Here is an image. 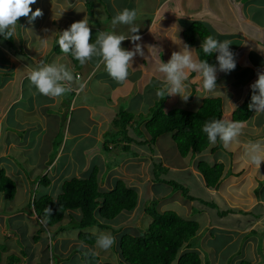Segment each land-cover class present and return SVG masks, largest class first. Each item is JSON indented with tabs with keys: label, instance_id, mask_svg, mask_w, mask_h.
I'll return each mask as SVG.
<instances>
[{
	"label": "crops",
	"instance_id": "obj_1",
	"mask_svg": "<svg viewBox=\"0 0 264 264\" xmlns=\"http://www.w3.org/2000/svg\"><path fill=\"white\" fill-rule=\"evenodd\" d=\"M86 1L87 0H36V3L31 5L32 10L35 11L36 8L42 10V5H45L50 9L47 10V14H49L48 17H38L31 23L25 17L19 19L17 24L19 28L16 26L14 36L16 51H9L4 41L0 39V49L5 52L4 54L2 52L3 57L8 59L4 67H7L10 63V69L6 70L4 67V69H1V73L4 75L5 80H1L0 82V158H2V161L0 159V168L12 179L17 178L14 174L23 171V168H14L9 171L12 166H6L4 158L9 155V152L13 149L20 151L19 154H15V156L22 154V150L24 149H21V147L17 148L12 137L3 143V132L6 126L5 122L7 121V117L11 114L18 120L17 123L20 133H22V135L25 134L26 138L29 137L28 132L33 133L37 141L36 144H39V146L45 144L47 146L49 144L52 145L51 142L49 144L47 142H49L50 138H56L57 134L53 132L54 127H50V122H54V124L57 123L58 128L61 129L59 114H62V128H64V132L63 137L58 143L61 147V145H66L69 139H72L73 147L79 154L83 153L82 150L86 151L85 158H87V160L81 161L77 166L79 167V171L87 176L89 172L85 170L90 160L97 156L100 157V148H103V142L107 140V137H105V139L103 138L104 133L106 131V133H108L109 129L116 128L117 131L115 135L117 136L120 129L121 131L124 130L114 124L119 110L125 109L124 105L127 104L130 107L133 100H139V105L130 109L132 111L131 113L135 114V117L128 123L126 126L127 129H125L128 132L127 134L133 137H136L134 133L135 127H139L145 137H150L145 129V123L141 122L138 124V115L140 113L144 115L147 114L150 108L158 101H163L165 111L177 107L196 110L201 105L203 98L220 97L222 100L223 119L233 121L231 118L232 112L244 101L248 94L252 93L250 85L258 78L257 73L264 72V45L262 43L264 35V0H132L130 6L133 5L132 8L136 9L138 13V19L135 23L140 27L139 35L141 36V40L137 43L141 44L144 56L137 54L134 57L132 64L133 68L129 69V76L122 84H118L109 76L104 65L101 64L97 67L96 58L81 66L79 69H76L66 54H56L51 51L53 44L58 40L56 39L58 34H53L52 30L59 26V28L62 27L64 31L68 28V25L70 27L75 19L79 21L85 16L89 20L91 35L95 40L98 31L128 34V26L121 24L113 26L111 24V20L116 11L123 9H120V7L115 9L110 3L112 10L109 11L107 7L110 13L107 20H109L110 23L106 20L103 24L101 23L100 15L96 13V9L94 8L92 10V8L85 3ZM148 1L153 2L152 6L148 4ZM79 3H81L83 9L80 14L78 13ZM140 4L143 6H140ZM146 6H149V8H146ZM205 12H208L210 15V17L206 16L208 22L202 18V14H205ZM43 17L44 20L42 21ZM194 19H197L195 21L203 22L216 39L221 41L230 40L232 42L230 49L236 54V68L229 73L217 72V88L214 92L205 93L202 89L200 77L196 73H190L186 81V88L192 95L188 98L187 102L183 101L179 95L166 96L164 99L160 100L156 95V91L162 86L163 76L156 71V67L160 59L167 62L174 51H180L181 47L187 44L183 37V31L192 22H195L192 21ZM97 21H99V23H97ZM42 38L47 39L46 46L41 45L40 41ZM121 47L131 50L134 44L131 40L126 39L122 42ZM189 47L194 50V55L198 57L196 45ZM216 55L217 53H215V60ZM41 61L48 64L53 62L65 64L75 77L72 84L73 91L63 98L57 99H51L37 93L35 87L30 85L28 73L33 68L37 67ZM150 64L152 68L149 66ZM195 74L196 76L194 77ZM78 77L83 78L82 81L87 82L86 87L82 91L79 89L76 81ZM100 88H102V91L104 90L107 104H110L111 110L103 109L100 103L95 102L98 99L97 97L102 93V91H99ZM85 94H87L88 98L83 97ZM26 97L30 98L29 107H23L22 105V100ZM92 98L95 100L89 101V99ZM65 105L68 107L69 111L67 115L63 114L65 109L67 110ZM76 109H87L89 120L86 121L77 116L78 118L76 120H79L78 124L72 128L70 126V116L68 115H70V111ZM241 123H243L245 127L238 141L234 142L235 148H231L230 145L228 148L222 147L221 150L218 149L213 152L211 151V147L216 144H211L209 147L210 150L207 148L202 151L205 152L209 150L210 154H219L217 153V151H219L221 155L223 153L227 155V159L224 161L216 158L217 161L215 162L223 163L224 173L221 177L219 186L214 189L206 186L204 177L197 170V163L203 160L200 156L202 152L195 154V156H197L192 165L177 166L170 161L173 155L167 159L163 157L165 150L172 147V145L177 149L174 140H172V136L170 134H165L167 138L163 139L162 136L164 135H161L155 141V144L160 147L162 146L163 150L156 152L154 156L161 160L163 166L171 171H188L195 182L199 185L201 184L208 194L216 197L217 201L222 206V209L220 208L217 210V215L219 211H223L221 217L229 214L235 215L236 217H240L241 214L253 215V217L251 216L253 222L251 221L248 228L246 226L240 227L242 230H234V225L230 228L231 226L228 224L217 219L213 221L210 217H208V223L204 225L205 229L204 226H201L199 223L200 227L194 241H198L200 238L204 242L201 247L202 253H199V255L201 258L203 256L206 258L208 257V264L211 262L212 264H219L214 254L218 251L217 244L213 243L209 245L208 242L212 241L216 235H222V231L229 232V235L233 236L230 240L225 238V243L238 239L240 235H243L242 241H245L244 246L250 245L252 249L253 244L257 243L261 257H258V263H254L252 260L250 261L254 264H264V161L261 162L260 168L258 169L256 166L250 164L245 155V148L249 143L259 142L264 145V114L257 115L252 111L250 117L245 121H241ZM49 131H51V133H49ZM123 136V133H121L117 137L119 141H115V143L117 142L120 146L129 143L131 146L139 149V152H137L139 155L136 157L140 159L139 163L144 173V175H140L139 178H134L136 177L135 172H126L124 169V176L127 175L129 177L131 184L140 181L154 182L155 180L149 175V170L147 169L149 164L148 158H151L149 152L137 146L135 143L128 142ZM82 141H88V143L81 144ZM53 144L55 145L54 140ZM54 145H52V147H54ZM110 145L112 146V144L109 143L108 146ZM79 146L82 150L79 149ZM61 148L53 154V148H50L49 151L46 150V154L49 155V158H45L47 167H45V170L42 171L41 174L46 171L43 175H46L50 180L48 186L52 184V179L56 178L59 171H61L65 165L64 163L62 167L57 168L54 171L55 175H51L53 163L64 153ZM235 150L236 154H234ZM68 154L70 155V152H68ZM21 159L26 160L25 157ZM86 162H88L87 165ZM2 163L5 164V167H3ZM101 165L105 166V164ZM68 167L70 171H73L71 162H68ZM79 171H75L71 174L72 176H69L85 177L81 175ZM34 177L35 175L29 177V182H31ZM62 177L63 174L61 175V178ZM66 179H63V181ZM176 193L168 198H161L164 200H158L159 204L171 200L177 205V212L188 219L192 218L195 220L194 215H200L202 212L205 216L207 215V210L204 208L207 209L210 207L207 203L209 201L200 200L204 208L195 209L193 202L196 198L193 195L189 194L193 198L192 200L185 197L183 194L179 196ZM211 203L213 202L211 201ZM164 204H166V202ZM30 215L29 217H31ZM13 216H16V213L5 212L0 208V221H4V224L7 219ZM140 221L142 222V227L147 226L148 219L145 214L139 215L133 223L128 222V224L137 226ZM232 232H236V235L230 234ZM174 263L176 264V262Z\"/></svg>",
	"mask_w": 264,
	"mask_h": 264
},
{
	"label": "rangeland",
	"instance_id": "obj_2",
	"mask_svg": "<svg viewBox=\"0 0 264 264\" xmlns=\"http://www.w3.org/2000/svg\"><path fill=\"white\" fill-rule=\"evenodd\" d=\"M110 3L112 4V6L115 5L114 7L115 9L117 7H120V9H124V8L133 9L132 8L133 5L130 6V3L132 4V0H90V2L87 5L91 7L92 10L94 8L96 9V13L99 14L101 17V23L104 24L110 16L109 11L112 10ZM148 4L152 6L153 2L148 1ZM140 6L143 5L140 4ZM107 7L109 11L107 10ZM78 8H79L78 13L79 14L82 13L83 9L81 3L78 4ZM146 8H149V6H146ZM47 10L50 9H48L45 5H42V12H43L42 16L48 17L49 14H47ZM202 16L204 20H206V16L210 17L208 12H205V14H202ZM43 20L44 17L42 21ZM195 20L197 19H194L192 21ZM75 21H78V19H75ZM107 22L110 23L109 20H107ZM97 23H99V21H97ZM17 28H19V26H17ZM62 29H63L62 27L59 28V26H57L52 30L53 34H58L56 39L59 38L60 33L63 31ZM262 40H263L262 43L264 45V35ZM2 52L3 54L5 53L3 50L0 49V82L1 80H5L4 75L1 73V69L4 67V64H7L8 62V59L3 57ZM149 66L152 68L151 64ZM4 68L6 70L10 69V63L8 64L7 67ZM195 76L196 74L194 75V77ZM82 80L83 78H79V77L76 79L77 83ZM99 91L101 92L102 88H100ZM101 94L99 97H97L98 99L95 102L100 103L103 109L111 110L110 104H107L106 94L104 90L102 91ZM83 97L88 98L87 94H85V96ZM91 100H95V99L94 98L89 99V101ZM29 104H30V98L26 97L22 100L23 107H29ZM66 105L65 108L67 107ZM138 105H139V100L135 99L133 100L132 105L130 107L127 104L124 105V107L125 109L132 112L130 109L135 108ZM68 112L69 111L67 107V110L65 109L63 114L67 115ZM68 116H70L69 120H70V126L72 128H74L78 124L79 120H76L78 117L83 118L86 121L89 120L87 109L84 110L76 109L74 111H70V115ZM62 117L63 115L59 114L61 129L58 128L57 123L54 124V122H50V127L51 128L54 127V130L53 129L52 130L55 134H57V137L50 138L49 142L47 143L49 144L51 142L52 145H54L53 144V140H54L55 141L54 147H52L51 144H49L48 146L46 144L39 146V144H36L37 141L34 138L33 133L30 132H28L29 137L26 138L25 134L22 135V133H20V130L18 129L17 118L13 117L12 114L7 117V121L5 122L6 126L3 132L4 135L3 143L7 141L9 138L11 139L12 137L17 148L21 147V149L24 150H22V154L15 156V154H19L20 151L13 149L9 152V155H7L4 158L6 162V166L8 167L12 166L9 171L13 170L14 168H23V171L19 172L18 174H14L15 177L17 178H13V180L15 181L16 187L18 189L16 188V193L14 195L13 200L9 201L4 199L3 194L0 192V201H1L0 208H2L3 211L5 212L16 213V216L7 219L5 224L4 221L2 220L0 221V245L2 243L6 244V250L2 252V260L0 264H8L7 256L10 254H15L16 256L20 257V260L13 264H70V260L73 258L75 259L76 264H101L104 261H111L113 263L119 264L118 248L116 245L121 233L130 232L133 233L134 235H138L142 233L143 230L145 229V227H142L141 221L139 224H137V226L134 224L129 225L128 222L133 223L140 214H144L143 206L147 203H150L154 199L161 201L164 200L161 198L163 197L168 198L169 196H172L176 192H177L176 194L182 196L183 192H181L180 190H175L172 186L162 183L160 181H154L152 183L150 181H140L135 183L133 182V184H131V182L129 181V177L127 175L124 176L123 173L124 169L126 170V172L128 171L135 172L136 177L134 178H139L140 175H144V173L141 170L142 167L140 166L139 163L140 159L136 157V155L139 154L136 153V155H134L135 152H139L138 148L131 146L130 150L128 149L129 151L128 150L124 151L121 148H117L116 150L114 149L106 150L100 148L101 149L100 157L97 156L96 158H92L89 162L88 167L85 170L89 172L93 165H98L99 170L101 172L99 174V182H100L99 189L101 191H109L114 185L116 179H122L127 182V185L130 184L132 187H134L136 189V192L138 193V204L134 210L123 211L115 219L111 221H106V224L109 226L107 228L106 227L99 229H97V227L90 228V231L96 234H99L100 232L111 233L116 239L115 245L108 251H103V250L95 249L94 248L95 244L94 245L83 244L77 239V230L72 227V224L70 223L69 215H65V217L54 226L52 227L47 226L44 223V221L41 218L37 217L36 214L33 212V207L29 206L31 200L34 197L40 196L42 194H49L52 196L57 195V193L61 189V183L63 179L69 178L72 176L71 175L72 173H74L75 171H79V167L77 166V164L83 160L84 161L87 160V158H85L86 151L82 150V148L79 146V149H81L83 152L79 154L78 151L73 147L72 139H69L66 145L63 146L61 145L62 148L60 147L58 142L63 137V132H64V128H62L63 126ZM116 131H117L116 128L109 129L108 133H106L107 131L104 133L103 138L105 139V137H107L110 139V141L114 140L115 142L118 139L117 137L122 133V131H120L116 136L115 135ZM49 133H51V131H49ZM112 133L115 136H111ZM162 138L163 139L167 138V135L162 136ZM83 143L87 144L88 141H82L81 144ZM235 147L236 146L234 143L231 144V148H235ZM50 148H53L52 154L55 153V151L56 152L59 151L60 148L62 149V151H64V153L60 155L61 157L57 158V160H55V162L53 163L52 165L53 168L51 169V175H55L54 171L57 168L62 167L64 163L65 165L63 166V169L59 171L56 178L52 179V184L50 186L44 187L42 185H39L38 181L39 178H41L42 175L45 174L46 172L45 171L43 174H41V172L45 170V167H47V164H45L46 162L45 158H49V155L46 154V150L49 151ZM143 148L146 151H148L150 156L152 157V158H148L149 164L147 169L149 170V175L151 177H154L155 172H153V168L152 165L150 166V162L152 161V164L153 162L154 163L158 162L154 154L156 152L163 150V148L162 146L160 147L159 145L156 144H154V147L151 148L149 147V144L148 146H142V149ZM208 149L210 150V148ZM221 149L222 148H220V150ZM209 150L202 152L200 155L203 161H206L209 165L217 161L216 158H219L222 161L227 159V155L225 153L221 155L220 152L217 151V153L219 154H210ZM68 152H70V155L68 154ZM164 153L165 154L163 157H165L166 159L173 155L172 158H170V161H172V163L176 164L177 166L192 165V163L194 162L197 156V155L193 156V154H188L185 157L180 156L177 149L174 148L173 145L172 147L167 148ZM234 154H236V150L234 151ZM22 157L23 158L25 157L26 160L21 159ZM0 159L2 161V158ZM68 162H71L73 171H70L68 167ZM87 164L88 162H86V165ZM101 164H105L106 166H108V170H106L105 173L102 172L100 169L102 168L103 170V165ZM2 165L3 167H5L4 163H2ZM80 173L81 175L85 176L83 172ZM62 174L63 177L61 178ZM33 175H35V177L32 179L31 182H29V177ZM157 175L159 176L160 179L163 178L168 180L169 179L174 180L180 183L181 185L185 186L187 192L186 194L193 195L196 198V200L193 202L195 209L204 208L202 207L203 204L201 203L202 200L209 201L207 203L210 205V207L204 204L205 206L209 207L207 209L204 208L205 210H207L206 216L203 214V212L200 215L198 214L194 215V219L199 221L201 226H204L206 223H208L209 220L208 217H210L213 221L217 219L223 223H226L229 226H231L230 228H232V225H234L235 226L233 227L234 230L235 229L242 230V228L240 227H245V226L248 228V225L251 223V221L253 222V220H251L252 219L251 216L253 217V215L250 216V215L241 214L240 217H236L235 215H231V214L223 217L217 215L216 213L217 210L220 208L222 209V206L217 201L215 196L208 194V192L204 189V187H202L201 184L199 185L197 182H195V180L188 173V171L168 170L166 173H164L157 170ZM211 201L213 202L212 204ZM165 202L166 204H164ZM157 207L161 211L163 210H174L176 212L178 211L177 205L171 200L164 201L161 204H159L158 202ZM29 215L31 217H29ZM59 226H62L63 229L62 230L58 229ZM121 227H126V228H124L125 230L122 229V231L113 234V231L115 232L119 231ZM222 232H223L222 235H216L212 239V241L208 242L209 245L213 243L217 244L218 251H216V253L214 254H215V259L219 261V264H239V262L243 259L252 260L254 263H258V257H261V253L258 250L259 248L257 243L253 244L254 247L252 246V249L250 245L244 246L245 241H242L243 235H240V237L236 240L229 242L227 241V243H225L226 242L225 238L230 240L231 238H233V236L229 235V232L226 231H222ZM230 234L236 235V232H232ZM35 235L38 236L37 241L34 239ZM193 243H194V247L192 248L195 249L198 253H202L201 247L203 246L204 242L199 238L198 241H194ZM89 249H94L95 251L98 252V256H99L98 261L92 263V260L85 256L86 251ZM22 253L25 256H23ZM208 261H209L208 257L207 258L204 256L202 257L203 264H208ZM172 264L175 263L173 262ZM209 264H212V262Z\"/></svg>",
	"mask_w": 264,
	"mask_h": 264
},
{
	"label": "trees",
	"instance_id": "obj_3",
	"mask_svg": "<svg viewBox=\"0 0 264 264\" xmlns=\"http://www.w3.org/2000/svg\"><path fill=\"white\" fill-rule=\"evenodd\" d=\"M85 3L88 4L89 0ZM209 35L213 36L212 32L203 22L199 21L192 22L183 31L185 42L189 46L196 45L199 59H208L209 63L217 64L215 53L210 57H205L200 49L203 39ZM0 39L4 41L9 51H16L14 37L13 39L6 40L0 36ZM90 42H95V38L92 35ZM51 51L56 54H65L61 52L58 40L53 44ZM66 55L70 58L76 69L81 67L79 62L70 53ZM251 96L252 93L248 94L244 101L234 109L231 115L233 121L241 122L250 117L252 110H249L248 105L251 102ZM134 117V113L125 109H120L117 113V119L114 124L124 129L122 130L124 139L128 142L135 143L139 147L148 146L149 144L151 148L154 147L155 141L159 136L170 134L179 154L185 157L188 154H199L211 146L206 134L202 132V127L206 121L223 119L222 100L220 97H205L196 110L177 107L168 111L164 110L163 101H158L150 108L147 114L140 113L138 115V118L141 119L138 120V124L141 122L145 123V129L150 136L149 138L144 136L139 127L134 128L136 137L127 134L128 132L125 130L127 129L126 126ZM111 136L115 135L112 133ZM109 143L112 146H108ZM130 147L131 145L129 143L120 146L114 140L110 141L109 138L103 142V148L106 150L121 148L127 151L128 149L130 150ZM220 148H222L221 142L217 140L216 145L211 147V151L214 152ZM156 159L158 161L157 163L153 162L152 164L151 161L153 172H155L153 179L170 185L175 190H180L185 197L193 200L189 194H186L185 186L174 180L159 178L157 170L166 173L169 169L161 164L159 158ZM100 169L105 173L108 170V166L105 165L103 166V170L102 168ZM197 170L204 177L206 186L214 189L220 184L221 177L224 173V165L221 162H215L209 165L206 161L200 160L197 163ZM100 173L98 165H93L87 176H73L64 180L57 195L42 194L34 197L29 206L33 207V211L37 217L41 218L49 227L59 223L65 215H69L72 227L77 230V239L83 244L94 245L95 235L90 231L91 227L107 228L109 226L106 224V221L115 219L123 211L134 210L138 204V193L136 189L130 184L127 185L125 180L116 179L109 191H101L99 189ZM38 183L46 187L50 184V180L46 175H43ZM0 192L3 194L4 199L9 201L13 200L16 193L14 180L6 175L5 171L1 168ZM158 202V200L154 199L143 206V212L148 219V223L142 233L138 235L130 232L121 233L116 245L119 256L118 263L172 264L176 262V264H203L199 253L192 248L194 247L193 242L200 227L199 222L185 218L174 210L161 211L157 207ZM218 215L222 216L223 211H219ZM58 229L62 230L63 228L59 226ZM122 229L124 227H121L119 231H113V234L122 231ZM37 237L36 235L34 236L36 241ZM5 249L6 244L2 243L0 245V261L2 260V252ZM86 253L85 256L90 258L92 263L99 260V256L91 255L89 250ZM22 255L25 256L23 253ZM7 259L8 264H13L18 262L20 257L15 254H10L7 256ZM70 264H76L74 258L70 260ZM101 264L116 263L104 261ZM239 264L254 263L250 260L243 259Z\"/></svg>",
	"mask_w": 264,
	"mask_h": 264
},
{
	"label": "clouds",
	"instance_id": "obj_4",
	"mask_svg": "<svg viewBox=\"0 0 264 264\" xmlns=\"http://www.w3.org/2000/svg\"><path fill=\"white\" fill-rule=\"evenodd\" d=\"M35 3L36 0H0V36L6 40L13 39L21 17L27 18L30 23L42 17L43 12L40 8H36L35 11L31 8V5ZM137 19L136 9L117 10L111 24L128 26V34L98 31L93 43L90 42L89 20L85 16L60 33L59 48L62 53H70L81 66L96 58V66L104 65L109 76L118 84H122L129 76V69L133 68L134 57L137 54L144 56L141 44L137 43L141 40L140 27L135 23ZM126 39L134 44L131 50L121 47ZM40 43L46 46L47 39L42 38ZM231 44L230 40L221 41L211 35L203 39L200 49L205 57L217 53V64L209 63L208 59H199L187 44H184L180 51H174L167 62L160 59L156 71L162 74L163 81L162 86L156 91L157 97L162 100L166 96L179 95L183 101L187 102L192 95L186 88L190 73H196L200 77L205 93L214 92L217 88V72L229 73L236 68V54L230 49ZM257 76L258 78L250 85L252 96L248 107L255 114L260 115L264 114V72H258ZM28 79L37 93L57 99L73 91L72 84L75 77L63 63L48 64L41 61L37 67L29 71ZM86 83V81L78 82L81 91L86 87ZM244 127L245 125L239 121L213 119L204 123L202 132L206 134L209 143L214 145L219 140L224 148H228L238 141ZM245 155L250 164L259 169L261 162L264 161V145L259 142L249 143L245 148ZM94 235L95 249L108 251L116 243L111 233L100 232ZM89 252L93 256L98 255L94 249H89Z\"/></svg>",
	"mask_w": 264,
	"mask_h": 264
},
{
	"label": "built area",
	"instance_id": "obj_5",
	"mask_svg": "<svg viewBox=\"0 0 264 264\" xmlns=\"http://www.w3.org/2000/svg\"><path fill=\"white\" fill-rule=\"evenodd\" d=\"M78 90V89H77Z\"/></svg>",
	"mask_w": 264,
	"mask_h": 264
}]
</instances>
